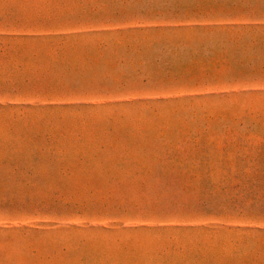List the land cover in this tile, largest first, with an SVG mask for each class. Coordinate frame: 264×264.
<instances>
[{"label": "rangeland", "instance_id": "rangeland-1", "mask_svg": "<svg viewBox=\"0 0 264 264\" xmlns=\"http://www.w3.org/2000/svg\"><path fill=\"white\" fill-rule=\"evenodd\" d=\"M0 264H264V0H0Z\"/></svg>", "mask_w": 264, "mask_h": 264}]
</instances>
